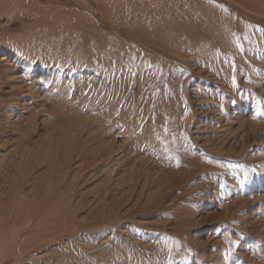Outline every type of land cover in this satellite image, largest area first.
Wrapping results in <instances>:
<instances>
[{"label":"rangeland","instance_id":"1","mask_svg":"<svg viewBox=\"0 0 264 264\" xmlns=\"http://www.w3.org/2000/svg\"><path fill=\"white\" fill-rule=\"evenodd\" d=\"M130 1L0 0V264H264V0Z\"/></svg>","mask_w":264,"mask_h":264},{"label":"snow or ice","instance_id":"2","mask_svg":"<svg viewBox=\"0 0 264 264\" xmlns=\"http://www.w3.org/2000/svg\"><path fill=\"white\" fill-rule=\"evenodd\" d=\"M209 2H211V0H209ZM225 11H227V9H225ZM247 27H252V25H248ZM257 30L259 32H261L262 36H264V28H258ZM232 36H233V42H234L236 48L238 50L242 51L243 50V44L241 43V40H240L239 36L235 32L232 33ZM243 39L244 40H248L249 39V36H248L247 32H245ZM233 82H235V77H233ZM257 111L259 112V109H257ZM157 138L159 139V137H157ZM165 151L167 152L168 149L165 148ZM170 158L174 159L176 164H177V166H179V163H180L179 157L170 155ZM228 167L230 169H233V172H232L233 175L237 174V170L239 172L243 173V179L239 180L240 184L246 183L248 180L251 179V175L256 172V168L255 167H246V166H244L242 164L241 165H230ZM225 187H226V185L222 182L220 184L221 194H223V190L225 189ZM230 243L232 245H235V244L238 243V241L237 240H231ZM187 251H188L189 254L191 253V249H188ZM230 251H234V249H232V248L225 249V251H224L225 257H227V254ZM188 259H189L188 255L182 256V260L185 262V264H187ZM164 264H178V262L176 260H174L173 253H172L171 250H169L167 259L165 260Z\"/></svg>","mask_w":264,"mask_h":264},{"label":"bare ground","instance_id":"3","mask_svg":"<svg viewBox=\"0 0 264 264\" xmlns=\"http://www.w3.org/2000/svg\"><path fill=\"white\" fill-rule=\"evenodd\" d=\"M147 1H149L150 3H154V2L155 3H160L161 2V0H147ZM163 1H165V2H167L169 4V6H164V7L161 8V10H164L165 11V12H163V11L162 12L166 15V17H168V18H175V15H177L178 13H180V15H182V14L183 15H186L187 17H190L191 16V13L189 11L190 9L183 8L182 7V3L180 2V0H174V2H172V4L170 2H168V1H166V0H162V2ZM238 1H240V0H238ZM243 3H245V2H243ZM204 9H206V7ZM204 14H206V13H204ZM206 15H208V14H206ZM141 16L142 17L143 16H146L147 18H150L151 17V13H150L149 10H142L141 12L138 13V17H141ZM222 29L223 28L218 23L216 24V27L213 28L214 33H220ZM223 32L221 34H223ZM142 34H145V33H142ZM190 36H192V37H190L191 40L197 38V35H190ZM145 37H148V36L145 35ZM164 41H165V43H163V48L165 50H170V48H169V46H170L169 45V42H167V40H164ZM25 207H26V210L28 212H30V204H28V205L25 204ZM16 218H17V216H15V219ZM28 222H30V218L27 219L26 221L23 220V222H21V223L20 222H16L17 223V226H15L16 228H14V230L13 229L12 230L15 231V232H18V231L19 232L20 231L22 232L23 230H25V229H23V228H25V226L28 227V225H27ZM19 228H22V229H19Z\"/></svg>","mask_w":264,"mask_h":264}]
</instances>
